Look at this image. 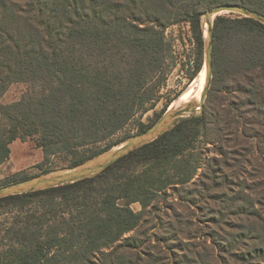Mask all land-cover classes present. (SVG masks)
Wrapping results in <instances>:
<instances>
[{"label":"trees","instance_id":"1","mask_svg":"<svg viewBox=\"0 0 264 264\" xmlns=\"http://www.w3.org/2000/svg\"><path fill=\"white\" fill-rule=\"evenodd\" d=\"M204 1L208 7L237 2L264 13L252 0H0V94L15 81L40 82L43 88L39 96L0 104V115L8 122L0 129V164L8 160L11 142L33 136L43 151L42 165L64 154L70 158L67 167L72 168L109 150L115 144L111 138L161 97L160 87L169 70L166 23L185 20L199 26V6ZM213 30V83L219 78L242 77L249 105L257 104L260 95L263 103L264 24L246 16H217ZM196 39L202 52L201 31ZM103 53L109 61L118 57L122 65L89 60ZM187 136L180 123L141 146L150 149L149 168L111 186L107 182L99 206L85 203L77 223L61 233L42 241L37 226L14 229L16 237L1 250L7 256L2 258L0 253V264H55L60 258L86 264L98 254L108 256L102 250L136 227L155 196L193 178L198 166L191 150L186 153ZM169 162L172 173L161 169ZM50 171L42 169V173ZM96 176L0 201L27 202L32 195L46 193V202L60 192V205L54 203V207L71 208L86 195L83 190L94 188ZM120 198L138 202L143 209L135 212L128 203L120 206L116 203Z\"/></svg>","mask_w":264,"mask_h":264},{"label":"rangeland","instance_id":"2","mask_svg":"<svg viewBox=\"0 0 264 264\" xmlns=\"http://www.w3.org/2000/svg\"><path fill=\"white\" fill-rule=\"evenodd\" d=\"M252 1H256L264 10V0ZM204 2L199 6V11H202L199 26L194 27L185 20L166 23L164 37L170 44L166 60L169 70L163 87H160L161 97L111 138L115 142L111 148L124 143L130 136L157 121L165 112L199 101L205 78L204 72L200 77L199 73L205 65L207 42L203 14L215 6L208 7V1ZM217 16L235 18L244 15L222 12L213 18V29ZM199 31L202 32V52L196 39ZM97 55L99 57L89 56V60L99 65H122L118 57L109 61L106 59L107 53ZM213 58L214 43L212 62ZM191 74H194L192 79L189 78ZM213 76L214 63L210 88L204 102V118L198 121L186 118L180 122L188 132L187 141L183 140L187 145L186 153L191 150V159L198 166L191 181L176 184L155 196V200L142 211L136 227L102 250L108 256L98 254L91 263L86 264H264L263 95L258 96L257 104L249 105L243 91V86H246L244 78H219L213 83ZM42 93L40 82L15 81L0 94V104H11ZM7 124L0 115V129L6 128ZM35 138L11 142V155L0 164V186L25 175L47 174L42 173L43 168H50L48 173L71 169L67 167L70 158L64 154L55 155L50 163L42 165L43 151L36 145ZM141 146L121 157L109 169H104L101 176L93 175L96 176L94 188L88 186L83 190L82 187L80 190L86 195L80 197L78 205H72L71 208L54 207V203L60 205V192H54L50 197L53 200L46 202V193L32 195L27 202L0 201L2 258L7 254L1 250L9 245L13 235L16 237L14 229L25 224L37 226L39 240L43 241L75 225L78 216L83 214L85 203L98 207L104 195L102 193L100 196V193L108 188L107 182L111 186L117 180L122 182L124 178L146 171L150 166V149ZM20 147L24 148L23 153ZM105 153L82 164H89ZM18 158L32 163L18 166ZM161 169L172 173V162L162 165ZM116 203L120 206L128 203L135 212L143 209L140 203H129L126 198L117 199ZM235 244L236 247H233ZM55 264L85 263H77V259L64 261L60 258Z\"/></svg>","mask_w":264,"mask_h":264},{"label":"water","instance_id":"3","mask_svg":"<svg viewBox=\"0 0 264 264\" xmlns=\"http://www.w3.org/2000/svg\"><path fill=\"white\" fill-rule=\"evenodd\" d=\"M222 12L239 13L264 24V13L238 3L218 4L204 12L203 23L205 24L207 31V42L205 45L206 82L197 103H188L181 108L165 112L147 129L133 134L124 143L115 148H110L106 151L107 153L89 164H80L79 166L65 171L36 175L0 186V198L42 190L91 177L114 164L121 157L135 148L154 140L165 131L172 129L182 120L202 116L204 102L213 75V18Z\"/></svg>","mask_w":264,"mask_h":264},{"label":"crops","instance_id":"4","mask_svg":"<svg viewBox=\"0 0 264 264\" xmlns=\"http://www.w3.org/2000/svg\"><path fill=\"white\" fill-rule=\"evenodd\" d=\"M24 149V148H23ZM21 147H20V151L23 153L24 152V150H23ZM10 155H11V151H10ZM17 156V154L14 156V158ZM13 157V156H12ZM19 159V161L16 163L18 166H20L21 164H25L26 163V165L27 164H30V163H32V161H30V160H27V159H23V160H21L20 158H18Z\"/></svg>","mask_w":264,"mask_h":264},{"label":"bare ground","instance_id":"5","mask_svg":"<svg viewBox=\"0 0 264 264\" xmlns=\"http://www.w3.org/2000/svg\"><path fill=\"white\" fill-rule=\"evenodd\" d=\"M202 72H204V74H205V75H204V77H205V78H204V84H203V88H204V85H205V82H206V65L203 66V69L201 70V73H202ZM201 73H200V74H201ZM199 77H200V75H199ZM203 88H202V90H203ZM202 90H201V91H202ZM200 94H201V93H200ZM199 97H200V95H199ZM199 97H198V99H199ZM186 100L188 101V99H186ZM175 104H176V103H175ZM172 108H173V107H172Z\"/></svg>","mask_w":264,"mask_h":264}]
</instances>
